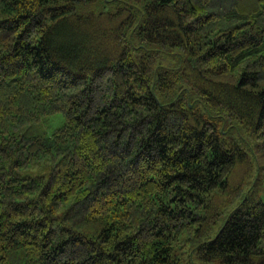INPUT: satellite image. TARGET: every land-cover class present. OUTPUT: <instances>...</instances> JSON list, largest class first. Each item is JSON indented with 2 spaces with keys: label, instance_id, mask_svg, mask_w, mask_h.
Here are the masks:
<instances>
[{
  "label": "trees",
  "instance_id": "obj_1",
  "mask_svg": "<svg viewBox=\"0 0 264 264\" xmlns=\"http://www.w3.org/2000/svg\"><path fill=\"white\" fill-rule=\"evenodd\" d=\"M261 182L264 0H0V264H264Z\"/></svg>",
  "mask_w": 264,
  "mask_h": 264
},
{
  "label": "rangeland",
  "instance_id": "obj_2",
  "mask_svg": "<svg viewBox=\"0 0 264 264\" xmlns=\"http://www.w3.org/2000/svg\"><path fill=\"white\" fill-rule=\"evenodd\" d=\"M62 122H63V116L61 113H55L50 116L44 117L42 119L43 127L49 132L54 130L56 127L60 126ZM262 173L263 172L259 174V170L258 171H255V169L253 170L251 164L247 161L238 163L235 166L232 172L231 178H230L231 186H230L229 193L228 194L226 193L225 196L223 195V198H222L223 200L225 199L224 204L227 205L226 207H228V209L231 208V206L236 203L234 202L235 201L234 200L235 197H233L234 194L237 193L238 191L241 192L247 189V186H249L248 184L250 182H253L256 177H259L260 175L262 176ZM261 184L263 188L264 182H261ZM190 256L192 257L195 264H206L200 261L195 256V254H192Z\"/></svg>",
  "mask_w": 264,
  "mask_h": 264
}]
</instances>
